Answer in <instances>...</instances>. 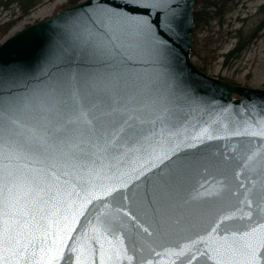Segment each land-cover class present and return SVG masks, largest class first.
I'll return each mask as SVG.
<instances>
[{"label": "snow or ice", "instance_id": "1", "mask_svg": "<svg viewBox=\"0 0 264 264\" xmlns=\"http://www.w3.org/2000/svg\"><path fill=\"white\" fill-rule=\"evenodd\" d=\"M80 7L37 69L0 65V264H121L128 252L121 236L134 253L144 251L125 216L148 236L177 235L173 224L180 220L172 218L183 214L180 193L194 174L180 143L194 148L189 139L203 144L221 139L218 132L264 141V105L227 123L210 115L195 136L181 140L190 113L167 72L179 24L173 0H87ZM244 167L258 181L239 207L197 237L207 264H264V148L252 151ZM153 170L151 189L124 203L130 197L121 189L130 177ZM213 195L197 191L190 200ZM93 201L106 211L89 235L76 225ZM130 206L137 215L126 211ZM186 248L168 249L170 264H183Z\"/></svg>", "mask_w": 264, "mask_h": 264}, {"label": "water", "instance_id": "2", "mask_svg": "<svg viewBox=\"0 0 264 264\" xmlns=\"http://www.w3.org/2000/svg\"><path fill=\"white\" fill-rule=\"evenodd\" d=\"M86 2L87 0H82L67 6L5 38L0 43V65L21 64L29 69H37L43 51L61 38L64 26L82 11L80 6ZM111 2L116 4L120 0H111ZM194 2L195 0H173L179 24L176 28L174 52L167 72L174 79L176 96L181 100L184 110L190 113L188 122L184 125L187 132L182 131L181 140L185 137L195 136L199 129L205 126L210 115L211 118L219 116L223 122L227 123L233 118L236 120L251 118L250 106L264 105V89L228 83L208 75L192 62ZM116 127H120V125ZM217 135L222 138L205 141L203 144L189 139V143L197 145L194 148H186L184 143H180L181 155L191 161L194 174L190 184L186 185L185 190L180 193L179 203L182 205L183 214L178 213L172 218L180 220L178 224H173L177 235L171 238L148 236L142 232V229L134 227L135 222L132 221L131 216H125L127 228L140 232L144 251L134 253L127 236H121V243L128 248L127 256L122 258L121 264H140L141 257L145 264L148 261H151L152 264H170L172 260H175V257L170 256L167 250H179L182 245H187L185 257L181 258L183 264H189V261L191 264H207L205 258L200 255L205 251V247L202 243L196 242L197 237L206 236L207 231H211V222L234 211L233 205L239 207L238 201L243 200L246 190L252 188L251 181L259 179L244 167L246 157L252 151L264 148V141L229 136L224 132H218ZM79 142V137L73 139V143ZM83 147L87 150L88 146L85 143ZM154 171L156 170L147 171L138 180L134 176L130 177L129 187L121 189L124 195L130 197V200L124 203L131 204L132 193L142 195L146 190L151 189L156 180ZM200 184H204V188H200ZM241 184L244 187H240ZM205 190L218 193V195L190 200V197L197 191L204 192ZM185 200L189 201L186 205L184 204ZM104 203L113 208L118 206L111 198H105ZM105 211L104 205L99 201L88 204L84 210V216L79 218L80 223L76 225L77 230L86 231L91 235L92 227L96 224V216ZM126 211L131 215H137L134 207L130 206ZM138 219L143 227H148L149 232L152 231L143 218L138 217ZM202 228H207V231H202ZM110 239L116 242V237H110ZM137 247L139 249L140 245L138 244ZM149 248L154 249V252H150ZM156 253L160 255L157 256ZM177 264L180 262L177 261Z\"/></svg>", "mask_w": 264, "mask_h": 264}, {"label": "rangeland", "instance_id": "3", "mask_svg": "<svg viewBox=\"0 0 264 264\" xmlns=\"http://www.w3.org/2000/svg\"><path fill=\"white\" fill-rule=\"evenodd\" d=\"M4 1L0 0V28L7 22L15 21V23L5 35H1L0 43L27 25L49 17L63 7L71 5L70 0H40L28 13L23 14L17 2H11L5 6L2 4ZM80 1L82 0L78 2ZM237 3V8L226 17V23L219 33L213 34L214 38L219 35L221 38L215 43L216 58L213 60L208 58L205 69L208 75L225 79L226 82L264 89V26L256 29L258 22L263 18L262 14L257 13V9L264 3V0H239ZM217 29L218 27L215 26L214 32ZM236 29L243 30L242 34L245 35L250 33L251 43L238 58H229L224 63V54L228 53L236 42L234 32ZM205 35L206 31H203L198 34V37L203 38ZM191 60L195 64L197 59L191 57Z\"/></svg>", "mask_w": 264, "mask_h": 264}, {"label": "trees", "instance_id": "4", "mask_svg": "<svg viewBox=\"0 0 264 264\" xmlns=\"http://www.w3.org/2000/svg\"><path fill=\"white\" fill-rule=\"evenodd\" d=\"M40 0H5L2 2L5 6L11 2H17L21 8L23 14L36 5ZM79 0H70L69 4H75ZM237 1L239 0H195L192 10V51L191 57H195V65L206 73L205 67L207 66V60H213L215 55V43L219 41L221 36L214 38L213 34H218L219 30L226 23V17L237 8ZM64 8V7H63ZM258 14H262L263 18L258 22L256 29H261L264 26V3L257 9ZM15 21L7 22L0 28V37L5 35L8 30L13 26ZM217 26L218 29L214 32L213 28ZM242 29V28H241ZM206 31V35L203 38H199L198 34ZM243 30L236 29V42L228 53L224 54V63L229 58H238L242 51H244L251 43L250 33L242 34ZM225 80V79H223Z\"/></svg>", "mask_w": 264, "mask_h": 264}]
</instances>
